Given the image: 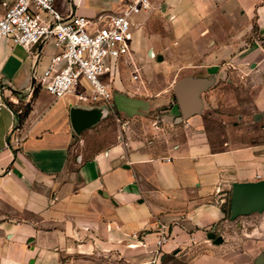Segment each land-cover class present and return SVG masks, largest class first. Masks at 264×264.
Segmentation results:
<instances>
[{"label":"crops","instance_id":"0c3cea01","mask_svg":"<svg viewBox=\"0 0 264 264\" xmlns=\"http://www.w3.org/2000/svg\"><path fill=\"white\" fill-rule=\"evenodd\" d=\"M14 1L0 0V15ZM123 2L54 0L53 6L63 16L94 20ZM150 2L132 17L139 77L132 78V66L128 76L120 67L102 76L111 107L79 99L89 90L84 79L58 98L34 80L56 52L52 43L35 46L34 56L0 38L4 100L21 109L15 116L0 111V264H160L168 254L209 245L207 233L223 216L232 186L264 180V0ZM151 62L166 82L155 97L142 78L154 75L147 71ZM181 79L204 84L199 111L180 124L192 131L166 155L153 156L134 138L130 120L152 117L162 105L169 112L164 120L179 112L171 97ZM218 104L228 121L216 138L200 115ZM72 111L88 117L79 132ZM109 111L123 130L90 152L87 137ZM14 127L20 145L6 146ZM161 231L168 238L157 247ZM226 260L206 263L232 264Z\"/></svg>","mask_w":264,"mask_h":264},{"label":"built area","instance_id":"2783aa9c","mask_svg":"<svg viewBox=\"0 0 264 264\" xmlns=\"http://www.w3.org/2000/svg\"><path fill=\"white\" fill-rule=\"evenodd\" d=\"M54 0H15L0 15V38H9L36 56L37 45L52 43L56 52L49 64L34 80L55 98L74 92L84 79L88 92H79L80 100L102 101L111 107L112 90L102 78L117 72L120 61L132 66V78L139 77L140 67L131 53L132 17L147 11L150 0H124L119 11L99 15L94 20L78 14L63 16L53 6ZM153 57L154 54L150 53ZM14 111L4 100L0 80V111ZM6 146L18 147L22 137L18 129ZM168 236L161 231L156 246L161 247ZM125 264V263H122Z\"/></svg>","mask_w":264,"mask_h":264},{"label":"rangeland","instance_id":"374dc122","mask_svg":"<svg viewBox=\"0 0 264 264\" xmlns=\"http://www.w3.org/2000/svg\"><path fill=\"white\" fill-rule=\"evenodd\" d=\"M119 67L122 76L130 74V64L122 61ZM158 69L154 62H151L149 67H147V71L151 75L154 73V75L148 78L142 76L145 84L154 87V90L150 93L152 97L163 95V93L158 91L166 85V82L163 81L164 73ZM171 101H175L173 96ZM166 108L167 105L156 108L152 117L147 119L130 120V129L133 131L134 138H141L145 146L152 151L153 156L166 155L177 141H180L192 131V127L186 129L180 126L185 121L174 123V119L179 115V112L175 111V113L169 114L167 120L162 119L161 115L169 113L163 111ZM227 113L228 111L225 110L224 106L218 104L210 105V111L208 110L203 115H200L202 123L205 124L204 129L210 136L217 138L224 133L223 128L228 121ZM121 126L122 123L116 119L112 111H109L105 117H102L92 127L93 131L87 137V143L91 145L89 151L93 152L100 143L111 141V135L114 130H123ZM230 193L231 191L227 192L225 201L220 206L221 210L222 206H224L228 210V214L222 210L223 216L213 227L215 234L222 236L223 241L213 245L211 239H208L209 245H199L198 248L188 254L184 253L185 250L168 254L160 264H194V260H200L201 264H208L206 263L208 257L212 261H216V259L221 261L227 258V262L231 261L232 264H236L235 260L240 256L245 261L242 262L240 261L241 259H237L239 260L237 264H254L253 260L259 254L264 257V208L248 215L231 219L229 217Z\"/></svg>","mask_w":264,"mask_h":264},{"label":"water","instance_id":"95a60500","mask_svg":"<svg viewBox=\"0 0 264 264\" xmlns=\"http://www.w3.org/2000/svg\"><path fill=\"white\" fill-rule=\"evenodd\" d=\"M204 90V84L200 81L181 79L173 86V94L179 108V115L175 122L184 121L196 114L200 107L199 94ZM72 126L79 132L88 123V117L80 112L72 111L70 114ZM264 208V180L256 182L236 183L231 188L229 217L235 219L238 216L248 215ZM207 238L213 243L223 241L222 236L209 231ZM254 264H264V257L259 254L253 260Z\"/></svg>","mask_w":264,"mask_h":264},{"label":"trees","instance_id":"16d2710c","mask_svg":"<svg viewBox=\"0 0 264 264\" xmlns=\"http://www.w3.org/2000/svg\"><path fill=\"white\" fill-rule=\"evenodd\" d=\"M174 99H175V97H174ZM222 210H223V212H225L226 214H228V210L224 206H222Z\"/></svg>","mask_w":264,"mask_h":264}]
</instances>
